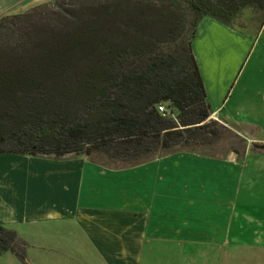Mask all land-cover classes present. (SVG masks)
<instances>
[{"label":"trees","instance_id":"1","mask_svg":"<svg viewBox=\"0 0 264 264\" xmlns=\"http://www.w3.org/2000/svg\"><path fill=\"white\" fill-rule=\"evenodd\" d=\"M65 6L0 19V32L26 29L20 55L0 59V155L101 153L134 166L219 137L191 43L205 16L233 26L253 9L264 23V0H171L176 13H139V0ZM22 245L0 226V255L22 259Z\"/></svg>","mask_w":264,"mask_h":264},{"label":"crops","instance_id":"2","mask_svg":"<svg viewBox=\"0 0 264 264\" xmlns=\"http://www.w3.org/2000/svg\"><path fill=\"white\" fill-rule=\"evenodd\" d=\"M49 1L34 0L15 13ZM245 10L242 13H257ZM248 40L234 26L205 16L191 43L211 117L232 125L247 141L241 159L236 154L179 151L131 167L108 168L84 155L41 157L42 172L36 171L34 179H20L38 184V192L21 190L16 202L0 189V214L12 221L28 215L72 221L107 264H264V223L235 222L230 212L234 206L207 196L235 193V180L249 167L245 160L251 146L258 147V168L264 173V136L257 134L264 128L257 118L264 109L249 103L245 120L237 118V101L248 98L241 71L256 49L246 45ZM251 223L256 227L253 234L245 228ZM156 252L164 257L161 262L154 261Z\"/></svg>","mask_w":264,"mask_h":264},{"label":"rangeland","instance_id":"3","mask_svg":"<svg viewBox=\"0 0 264 264\" xmlns=\"http://www.w3.org/2000/svg\"><path fill=\"white\" fill-rule=\"evenodd\" d=\"M33 1L34 0H0V19L6 16L25 14L36 6L55 2V0H51L31 7L22 13H15L32 5ZM64 1L66 5L65 8L73 10V13H77L79 10H83L85 13H98V11L102 10L104 6L111 1L121 2V0ZM130 1L131 3H136L138 0ZM139 1H141L142 6L139 13H149V10L153 11L152 13H156V11L176 13V11L171 8V0ZM38 13L51 12L44 10ZM258 16L257 13H242L233 25L241 35L248 37L249 40L245 41L246 45L250 46V44H254L256 47L248 66L246 67L245 65L241 71V82L246 81L248 89V98L237 101V108L240 110V114L237 118L241 121H244L249 114L247 108L249 103H260L262 105L261 107L264 109V102H262L264 100V23ZM36 19V16L31 17L32 21ZM20 28L18 24H16L0 32V59H8V55H11V57L20 55L21 50H18V46L22 42L23 37L20 33V31H22ZM257 116L258 121L260 120V124L264 126V114H258ZM211 119L213 118L211 117ZM215 121L220 123V126L217 127L219 130V137L217 139L212 143L184 149V151L201 153L214 157H226L229 154H236L238 158L241 159L248 148L247 141L243 138V135L232 125H224L218 120ZM257 134L258 136H264V128L258 131ZM180 150L183 149H179V151ZM247 155L248 158L245 161L249 167L245 169L244 173L242 172V174H240L238 180H235V193L219 195L218 198L214 194H208L207 196L212 197L214 201L220 203L228 202L234 206V209L230 210V212L235 222L238 219H247L252 222L254 221L253 223L258 225V222L264 223V173L261 175L258 168V147L251 146ZM25 158L27 160H25ZM88 158L92 162L108 168L131 167L112 160L101 153H94ZM41 160H43L41 157L0 155V177H2L0 179L1 191L9 193L10 197L16 200V202L19 201L21 190H28L30 188L32 193L35 194L38 192V189H40L38 184H23L20 183V179L26 181L27 179H34L36 171L38 173L39 170L42 172V166L39 164ZM33 163L36 165V168L32 166ZM15 179L18 180V182L15 181ZM107 185L110 186L114 184L111 181H107ZM4 218L6 217L0 214V221ZM4 220L0 223V226L13 230L17 234L20 245L21 243L23 244V250L20 251L22 259L11 253L0 255V264H107L95 245L82 234L79 226L72 221L59 220L52 222L51 220L36 218L33 215H28L26 219L22 221ZM253 223L248 227L245 226V228H250L247 233H254L253 230H255L256 227ZM261 229L264 230V226ZM156 255L157 256L154 254V257L152 256L154 261L161 262L164 257H158L161 255L159 252H156Z\"/></svg>","mask_w":264,"mask_h":264},{"label":"built area","instance_id":"4","mask_svg":"<svg viewBox=\"0 0 264 264\" xmlns=\"http://www.w3.org/2000/svg\"><path fill=\"white\" fill-rule=\"evenodd\" d=\"M157 110L160 113L166 112L165 106L164 105H161V104L157 106Z\"/></svg>","mask_w":264,"mask_h":264}]
</instances>
